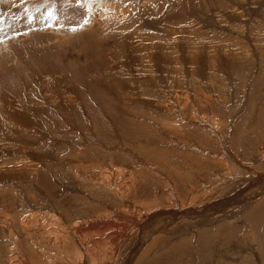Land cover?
Segmentation results:
<instances>
[{
    "label": "rangeland",
    "instance_id": "374dc122",
    "mask_svg": "<svg viewBox=\"0 0 264 264\" xmlns=\"http://www.w3.org/2000/svg\"><path fill=\"white\" fill-rule=\"evenodd\" d=\"M102 1L0 0V264H264V0Z\"/></svg>",
    "mask_w": 264,
    "mask_h": 264
},
{
    "label": "bare ground",
    "instance_id": "6f19581e",
    "mask_svg": "<svg viewBox=\"0 0 264 264\" xmlns=\"http://www.w3.org/2000/svg\"><path fill=\"white\" fill-rule=\"evenodd\" d=\"M92 1H94L95 3H93L92 5H90V6H93L94 7V5H97V6H99V7H97V8H100L101 6H106V3L104 2V1H102V0H92ZM89 4H91V2L89 3ZM102 8V7H101ZM72 23V22H71ZM60 27V26H59ZM57 28V27H56ZM47 32V31H46ZM33 35V34H32ZM1 47V46H0ZM260 170V169H259ZM122 172V171H121ZM256 209V208H255ZM258 211L257 212H254L253 211V213H252V217L254 216L256 219L258 218V215H260L261 216V214H264V207H262V208H258L257 209ZM250 213V212H249ZM248 213V214H249ZM258 213H260V214H258ZM135 218V217H134ZM264 218V217H263ZM252 219V218H251ZM255 219V220H256ZM26 220V221H25ZM24 220V223H23V227H26L27 229H29L30 227H34V226H36L37 225V223L35 222V221H33V218L30 216V218L29 217H26V219ZM11 221V220H10ZM124 221H127V223L125 224V225H132V228H128V227H126L125 228V231H124V234H129L131 231L133 232V229H135L136 228V224H137V221H136V223L135 222H133L132 221V219H128V218H126ZM149 221V220H148ZM248 221V220H247ZM262 221V220H261ZM251 223V222H250ZM261 223V222H260ZM107 226H104V225H95L94 227H90V228H92V229H96V230H98V229H101V227H104V230H106V231H112V230H114V229H116L117 228V226H115V225H110V224H106ZM138 226V225H137ZM124 227L125 226H122L121 228L122 229H124ZM86 230H88V229H86ZM85 230V231H86ZM27 232V231H26ZM76 232H78V233H80V234H82L83 232H81L80 230H77ZM107 233V232H106ZM105 232H100L99 233V236H101V237H104V236H107V234H106ZM53 234V233H52ZM58 234V233H57ZM57 236V235H56ZM59 236V235H58ZM62 236V235H61ZM80 236V235H79ZM113 236V235H112ZM111 236V237H112ZM110 237V238H111ZM103 239V238H102ZM85 240V239H84ZM109 240V239H108ZM99 241H101V240H99ZM103 241V240H102ZM139 242V241H138ZM155 242H157V241H155ZM100 243V242H99ZM145 243V242H144ZM102 244V243H101ZM136 244V243H135ZM83 247V246H82ZM85 248H86V246H84ZM83 247V248H84ZM113 247V246H112ZM134 247V246H133ZM84 248V249H85ZM141 248V247H140ZM108 251V250H107ZM150 252V251H149ZM149 252H146L147 253V255H148V253ZM93 253V252H92ZM145 253V254H146ZM61 254H62V252H61ZM144 254V255H145ZM63 255V254H62ZM78 256V255H77ZM146 257V256H145ZM149 257V256H148ZM177 257V256H176ZM176 257H174V256H172V259L171 260H173L174 258H176ZM64 258V257H63ZM81 258V257H80ZM144 258V256L141 258V259H143ZM184 258V257H183ZM19 259H20V257H16L15 258V260L13 261V263L14 264H19ZM82 259V258H81ZM80 259V260H81ZM78 260V259H77ZM76 260V261H77ZM132 260V259H131ZM131 260H127V259H125L124 261L122 260V264H129L130 262H131ZM84 261V260H83ZM82 261V262H83ZM100 261H101V259H100ZM183 261V260H182ZM66 263H61V264H69V262H70V260L69 259H67L66 258V261H65ZM102 262V261H101ZM104 262V261H103ZM106 262V261H105ZM147 262H149L148 264H154V263H152V260L151 261H147ZM57 263H59L60 264V261L58 260L57 261ZM72 263V262H71ZM142 263H146V260H142L139 264H142ZM99 264V263H98ZM138 264V263H137Z\"/></svg>",
    "mask_w": 264,
    "mask_h": 264
},
{
    "label": "snow or ice",
    "instance_id": "6c2138e0",
    "mask_svg": "<svg viewBox=\"0 0 264 264\" xmlns=\"http://www.w3.org/2000/svg\"><path fill=\"white\" fill-rule=\"evenodd\" d=\"M75 2L79 5V6H82L83 3H84V0H75ZM49 15H52L51 12H49ZM87 19H85L84 23H87ZM76 27H82V25H79V26H74L73 27V30H76Z\"/></svg>",
    "mask_w": 264,
    "mask_h": 264
},
{
    "label": "crops",
    "instance_id": "0c3cea01",
    "mask_svg": "<svg viewBox=\"0 0 264 264\" xmlns=\"http://www.w3.org/2000/svg\"><path fill=\"white\" fill-rule=\"evenodd\" d=\"M1 15H2V14H1ZM1 15H0V16H1ZM10 28H11V26L9 25V26H8V29L10 30ZM11 31H12V28H11L10 32H11ZM3 36L6 37V39H7V37H8L9 35H8L6 32H4L3 35H2V37H3ZM1 39H2V38H0V40H1ZM0 46H1V44H0Z\"/></svg>",
    "mask_w": 264,
    "mask_h": 264
}]
</instances>
